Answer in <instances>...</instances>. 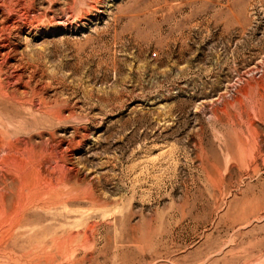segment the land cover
Wrapping results in <instances>:
<instances>
[{
    "label": "rangeland",
    "instance_id": "obj_1",
    "mask_svg": "<svg viewBox=\"0 0 264 264\" xmlns=\"http://www.w3.org/2000/svg\"><path fill=\"white\" fill-rule=\"evenodd\" d=\"M0 264H264V0H0Z\"/></svg>",
    "mask_w": 264,
    "mask_h": 264
}]
</instances>
